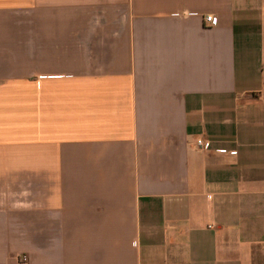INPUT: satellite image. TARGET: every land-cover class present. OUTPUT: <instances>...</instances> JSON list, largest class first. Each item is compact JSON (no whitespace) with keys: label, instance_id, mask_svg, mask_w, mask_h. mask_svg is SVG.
<instances>
[{"label":"crops","instance_id":"0c3cea01","mask_svg":"<svg viewBox=\"0 0 264 264\" xmlns=\"http://www.w3.org/2000/svg\"><path fill=\"white\" fill-rule=\"evenodd\" d=\"M0 264H264V0H0Z\"/></svg>","mask_w":264,"mask_h":264},{"label":"built area","instance_id":"2783aa9c","mask_svg":"<svg viewBox=\"0 0 264 264\" xmlns=\"http://www.w3.org/2000/svg\"><path fill=\"white\" fill-rule=\"evenodd\" d=\"M188 15H192V14H188ZM175 16H179V14H175ZM204 21L206 23H209V24H212V25H214L216 23V19L213 16H209V15L208 16H204ZM196 145H197L198 148H200L202 150L207 151V149H208V142L204 138L197 139ZM220 152L224 153V151H220ZM231 154H235V152H231ZM21 261L25 262L26 258L22 257Z\"/></svg>","mask_w":264,"mask_h":264}]
</instances>
